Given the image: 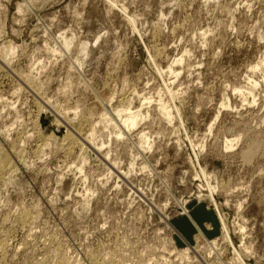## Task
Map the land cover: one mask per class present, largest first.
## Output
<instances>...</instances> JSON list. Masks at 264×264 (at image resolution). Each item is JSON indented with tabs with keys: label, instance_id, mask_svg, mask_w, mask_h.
I'll list each match as a JSON object with an SVG mask.
<instances>
[{
	"label": "rangeland",
	"instance_id": "obj_1",
	"mask_svg": "<svg viewBox=\"0 0 264 264\" xmlns=\"http://www.w3.org/2000/svg\"><path fill=\"white\" fill-rule=\"evenodd\" d=\"M262 63L264 0H0V264H264Z\"/></svg>",
	"mask_w": 264,
	"mask_h": 264
},
{
	"label": "bare ground",
	"instance_id": "obj_2",
	"mask_svg": "<svg viewBox=\"0 0 264 264\" xmlns=\"http://www.w3.org/2000/svg\"><path fill=\"white\" fill-rule=\"evenodd\" d=\"M107 2V1H106ZM109 4H111V3H109ZM112 4H113V2H112ZM111 4V5H112ZM114 5V4H113ZM116 5V4H115ZM19 12H21V6L19 7ZM130 22L132 21V20H129ZM134 21V20H133ZM65 45H66V47L69 49L70 47H71V45H72V41L71 40H69V41H67V40H65ZM7 48V51L8 52H10V53H12V51H13V49L11 48V45H9L8 47H6ZM82 52L84 53V54H86L87 53V46L86 45H83L82 46ZM64 54V53H63ZM262 65L264 66V63H262ZM257 67V66H256ZM261 68H260V66L259 67H257V70H260ZM255 71V70H254ZM170 72H171V70H170ZM256 72V71H255ZM263 81H264V79H263ZM255 85L256 84H254V85H252V86H254L255 87ZM251 86V85H250ZM33 87V86H32ZM254 89V88H253ZM168 91V90H167ZM252 91V90H251ZM169 92V91H168ZM242 92V91H241ZM237 93H239V94H242V93H240V91L239 92H237ZM244 94H242V96H243ZM172 97V96H171ZM171 99V98H170ZM174 101V100H173ZM229 106V105H228ZM176 109V108H175ZM126 111V110H125ZM124 111V112H125ZM127 111H129V110H127ZM160 111H161V113L166 117V119L169 121V122H171V123H174V121H176L177 120V116H179L180 115V113H179V115H177L176 116V114H178L177 112H176V114L174 113V111H173V107H172V105L171 104H169V103H163L161 106H160ZM178 111V110H177ZM130 112H132V111H130ZM130 112H128V115H125V116H119V118L121 117L122 118V124H123V126L125 127V129H126V131H129L130 132V130H132V129H135L138 125H139V121H140V119L141 118H143V116H142V114H140V113H130ZM127 113V112H126ZM120 114V113H119ZM48 115V114H47ZM53 115V114H52ZM122 115V114H121ZM162 115V116H163ZM48 117V116H47ZM58 118V117H57ZM64 118V117H63ZM118 118V119H119ZM59 119V118H58ZM180 120V119H179ZM47 121V119L45 120V122ZM58 121H62L61 119L60 120H58ZM121 121V120H120ZM178 121V120H177ZM48 122V121H47ZM104 122L107 124V125H111V124H113L114 123V120L113 119H110L108 116L104 119ZM181 123V122H180ZM61 124V123H60ZM46 125V124H45ZM118 125H119V123H118ZM116 126V125H115ZM47 127V126H46ZM51 127V126H50ZM67 127V126H66ZM73 127H71V129H72ZM70 129V130H71ZM75 129V128H74ZM122 129H124V128H122ZM64 130V129H63ZM119 130V129H118ZM60 131V130H59ZM75 131V130H74ZM58 132V131H57ZM56 132V133H57ZM61 133V132H60ZM126 133V132H125ZM58 134V133H57ZM79 134V133H78ZM73 135H74V133H73ZM77 135V134H76ZM145 135V134H144ZM119 138H121L122 136H123V133H122V130H121V133L119 134ZM128 136V135H127ZM76 137V136H75ZM146 137V136H145ZM145 137L143 136V140H142V143H143V145L144 144H146V139H145ZM67 138H70V136H68ZM79 139V138H78ZM236 142L237 141H226L225 142V148L227 149V150H230V149H233L235 146H236ZM74 143H75V141H74ZM73 143V144H74ZM86 146V145H85ZM150 147V146H149ZM197 148V147H196ZM201 148H203V147H201ZM200 148V149H201ZM250 148V147H249ZM256 149V148H255ZM255 149H253V150H249V152H247L246 153V155H250ZM197 150V149H196ZM200 151H202V150H200ZM255 152H257V151H255ZM245 154V153H244ZM244 156V155H243ZM197 157V159H199L198 158V155L196 156ZM250 158H251V155H250ZM248 159V158H247ZM198 161V160H197ZM195 164V163H194ZM193 164V165H194ZM133 168V167H132ZM198 169V168H197ZM200 173L202 174V176L203 177H205V178H208V174L206 173V171L203 169V168H201L200 167ZM198 174V173H197ZM201 174H199V176L201 175ZM198 176V177H199ZM199 178H201V177H199ZM205 178H203L204 180H206ZM208 182V181H207ZM207 182H205V183H207ZM207 185V184H206ZM205 185V186H206ZM209 185V184H208ZM207 185V186H208ZM206 190V189H205ZM208 190H209V199H210V203H211V205L214 207V212L216 213L217 212V210L219 211V206H218V204H217V202H216V200H215V194H216V188L215 187H213V186H211V185H209L208 186ZM219 213V212H218ZM188 217L190 218V221L192 222V224L199 230V234H200V236H202L203 235V233H202V231H200V227H199V225L191 218V216L188 214ZM222 219V218H221ZM221 221V226H222V235H223V237H222V239H224L227 243L228 242H230V243H232L231 242V239H230V232H229V229H228V227H227V224L225 223V220H224V218L222 219V220H220ZM222 221H223V223H222ZM241 231H243V230H241ZM232 238V237H231ZM223 240V241H224ZM233 247V246H232ZM243 249H244V247H243ZM214 250V249H213ZM238 250V249H237ZM235 251L234 252V254H235V260L236 261H234V262H236L237 264H246V262L244 261L245 259H244V256H243V254H242V252H240V251ZM247 250V249H246ZM245 250V251H246ZM187 251H191V250H187ZM186 251V252H187ZM248 252V251H247ZM190 253V252H189ZM189 253H185V252H183L181 255H180V258L182 257V258H184V259H190L189 258V256L188 255H190ZM179 254V253H178Z\"/></svg>",
	"mask_w": 264,
	"mask_h": 264
},
{
	"label": "crops",
	"instance_id": "obj_3",
	"mask_svg": "<svg viewBox=\"0 0 264 264\" xmlns=\"http://www.w3.org/2000/svg\"><path fill=\"white\" fill-rule=\"evenodd\" d=\"M192 218V217H191ZM189 221H190V218L188 217ZM193 219V218H192ZM194 220V219H193ZM195 221V220H194ZM191 222V221H190ZM196 222V221H195ZM192 223V222H191ZM197 223V222H196ZM193 225V224H192ZM193 227L197 230V228L193 225ZM200 231H202V229H200ZM203 233V231H202Z\"/></svg>",
	"mask_w": 264,
	"mask_h": 264
}]
</instances>
